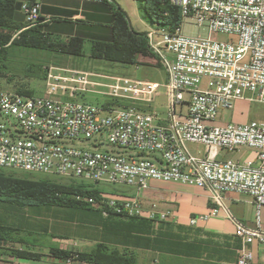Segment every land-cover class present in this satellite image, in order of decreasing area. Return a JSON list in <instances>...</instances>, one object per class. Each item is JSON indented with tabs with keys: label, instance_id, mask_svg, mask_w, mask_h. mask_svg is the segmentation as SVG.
Wrapping results in <instances>:
<instances>
[{
	"label": "built area",
	"instance_id": "1",
	"mask_svg": "<svg viewBox=\"0 0 264 264\" xmlns=\"http://www.w3.org/2000/svg\"><path fill=\"white\" fill-rule=\"evenodd\" d=\"M169 3L179 9V24L147 32L149 47L166 73L163 83L105 77L110 80L105 84L92 81L90 73L58 69L61 72L46 75L42 96L1 92L0 169L92 187L96 196L74 198L104 216H143L139 194L151 181L200 188L208 193L210 208L191 224L223 211L242 244L236 259L227 264H257L254 244L261 247L264 264L259 219L264 207V112L260 120L217 122L219 113L232 110L237 101L264 106V0ZM40 11L39 0L21 3L24 29L49 21L41 19ZM193 26L205 27L207 36L190 35L187 29ZM216 34L232 39L217 40ZM98 86L107 91L94 90ZM161 88L164 117L150 110ZM88 92L101 93L108 102L88 103L82 99ZM188 144L201 145L203 155L192 154ZM241 148L255 151V157H222ZM112 185L130 187L134 194H112L105 188ZM227 192L252 198L254 227L234 218L224 203ZM147 214L155 218V206Z\"/></svg>",
	"mask_w": 264,
	"mask_h": 264
},
{
	"label": "crops",
	"instance_id": "2",
	"mask_svg": "<svg viewBox=\"0 0 264 264\" xmlns=\"http://www.w3.org/2000/svg\"><path fill=\"white\" fill-rule=\"evenodd\" d=\"M58 0H41V17L50 19L62 16L71 20H81L84 17L83 7L86 3ZM135 1V0H134ZM101 5L99 3H93ZM82 12V13H81ZM147 33V32H146ZM246 101H237L230 111L228 120L218 115L220 124L235 122L245 123L248 120L243 107ZM188 150L196 155H203V147L197 144H188ZM255 151L241 148L232 154L222 153V157H233L237 160L251 159ZM128 195L134 190L129 189ZM140 202L145 210L143 216L135 221L125 217L104 216L93 212L95 220L91 221V233L75 237L74 246H65V240L60 237L44 239L43 232L35 236V232L27 223L1 225L11 226L20 230V237L24 243L10 242L0 245V264H92L74 259H59L51 254L52 250H67L72 252H89L96 244H103L110 250L133 257V264H227L233 262L242 247L241 240L235 235V226L223 211L217 217L209 220L197 218L209 211V197L205 190L187 186L181 183H163L151 181L147 190L139 194ZM224 203L234 218L248 227H254L256 209L252 198L246 194L227 192ZM155 206L157 215L148 217V210ZM160 214H166L165 219ZM259 219L264 231V207L260 209ZM132 225V227H130ZM134 225V226H133ZM38 233V232H37ZM48 236V234H46ZM82 247V248H81ZM255 261L260 264L262 250L257 244L252 245ZM23 250L40 254L38 260H30L12 255L9 251Z\"/></svg>",
	"mask_w": 264,
	"mask_h": 264
},
{
	"label": "rangeland",
	"instance_id": "3",
	"mask_svg": "<svg viewBox=\"0 0 264 264\" xmlns=\"http://www.w3.org/2000/svg\"><path fill=\"white\" fill-rule=\"evenodd\" d=\"M61 1L70 3V1L66 0ZM117 6L127 14L130 25L135 31L149 32L156 29L144 18L138 8V3L134 0H111L102 5L86 3L83 7L84 17L79 21H73L67 17L53 16V18L55 17L61 21L52 22L48 25L47 32L50 36L63 37L64 39L70 35H84L83 56H62L45 50L8 47L0 53V93L24 90L31 92L35 96H42L45 91L46 75L50 70L54 73L61 72L58 69H73L90 73L92 81L105 84L110 82L105 77H126L163 83L166 79V73L155 55L150 57L140 56L138 65H123L105 60H94L89 57L90 42L98 38L106 39V31L110 27L111 12ZM18 15L21 21L24 22L22 13L18 12ZM33 28H39V26L28 29ZM187 31L190 35L207 36L205 27L196 28L193 26L188 28ZM97 33L103 34V36L100 37ZM214 38L222 41L232 39L231 36L222 34H216ZM94 90L107 91L106 88L101 86L96 87ZM82 99L94 105H103L108 102L106 96L96 92H88L84 94ZM150 110L160 117L165 116L166 97L163 88L158 91ZM243 110L248 120H260L263 117L264 106L257 102H249L243 107ZM221 115L228 120L230 111L222 112ZM86 145L91 148L92 142H88ZM106 150L111 151V148H106ZM232 153H224V155ZM229 158L235 159L233 157ZM4 172L6 175L14 177L48 178L61 184H79L73 180L60 177L30 175L20 171L12 172L6 170ZM105 188L112 194H128L127 191L132 189L122 185L106 186ZM92 213L84 209L63 206L17 208L8 201L7 196L3 195L0 197V222L16 225L27 223V225L33 226L32 229L34 232L36 231L35 236L41 234L39 232H43L44 239H49L53 236L56 238L60 237L65 240V246L75 247L77 250L80 247L74 246L73 241H75V237L78 240L80 236L91 233V226L89 225H92L90 222L95 220Z\"/></svg>",
	"mask_w": 264,
	"mask_h": 264
},
{
	"label": "trees",
	"instance_id": "4",
	"mask_svg": "<svg viewBox=\"0 0 264 264\" xmlns=\"http://www.w3.org/2000/svg\"><path fill=\"white\" fill-rule=\"evenodd\" d=\"M27 1L32 2L34 0ZM135 1L138 3V8L144 18L155 27L162 26L172 29L180 22L179 9L172 6L169 0ZM22 2V0H0V53L8 47H21L45 50L62 56H83L84 35H70L64 39L63 37L50 36L47 32L48 25L52 22L61 21L55 17H52L48 22L38 24L39 28L24 29L25 21L22 22L18 15ZM105 3L108 2L99 4ZM109 23L110 27L106 31L108 34H106V39L98 38L90 42L89 57L91 59L123 65H138L140 56H154L148 44L147 33L135 31L130 25L127 14L120 7L117 6L113 9ZM97 35L103 36L100 33H97ZM17 92L34 95L24 90H17ZM4 171L6 170L0 169V197L7 196L8 201L17 208L63 206L101 213L99 210L93 209L86 203L77 201L74 198L79 195L83 197L96 196L98 191L92 189V187L74 183L61 184L48 178L14 177L6 175ZM110 216L125 217L114 214H110ZM125 218L130 219V221L138 219L137 217ZM20 234V230L0 224V245L10 242L24 243ZM9 252L17 257L30 260H38L41 256L23 250ZM51 254L59 259H74L92 264H133L134 260L131 255H122L116 250H110L103 244H96L89 252L75 253L67 250H52Z\"/></svg>",
	"mask_w": 264,
	"mask_h": 264
}]
</instances>
